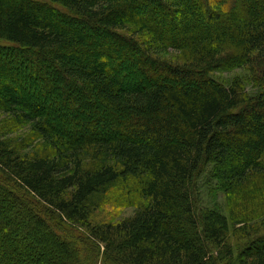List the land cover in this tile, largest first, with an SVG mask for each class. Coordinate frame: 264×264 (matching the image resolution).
Segmentation results:
<instances>
[{"label": "trees", "instance_id": "16d2710c", "mask_svg": "<svg viewBox=\"0 0 264 264\" xmlns=\"http://www.w3.org/2000/svg\"><path fill=\"white\" fill-rule=\"evenodd\" d=\"M0 110V264H264V0H0Z\"/></svg>", "mask_w": 264, "mask_h": 264}, {"label": "rangeland", "instance_id": "374dc122", "mask_svg": "<svg viewBox=\"0 0 264 264\" xmlns=\"http://www.w3.org/2000/svg\"><path fill=\"white\" fill-rule=\"evenodd\" d=\"M96 38V35H94ZM163 55L167 58H172L174 56L179 55L175 51H166L163 52ZM245 74V71H241ZM240 73L239 70H234L232 72H221V74L216 73V77L220 81H226L227 79L233 78V76L238 75ZM136 76V75H135ZM222 79V80H221ZM225 79V80H224ZM247 90L251 91V87L248 86ZM34 93V92H33ZM42 98L41 95H37L36 100ZM0 138L10 141L13 144H21L23 147L20 153L22 154H36L42 153L46 149V143L44 140L38 136L32 129L28 122L18 121L12 115L5 113L0 110ZM19 146V147H20ZM20 147V148H21ZM19 148V149H20ZM83 167H93L98 164V162L89 156L82 157ZM198 199L199 206L201 208H218L224 215L229 218V211L226 198L222 194L221 191L216 188V180L212 177V165H207L198 179ZM16 188V187H13ZM138 204H143L140 201ZM139 205L134 206H118L113 201H110L107 204L99 207L95 213L92 215V219L94 222H109V223H118L127 219H130L134 216L135 212ZM230 221V220H229ZM235 228L238 225H234ZM103 250V249H101ZM102 254L98 256L100 259Z\"/></svg>", "mask_w": 264, "mask_h": 264}]
</instances>
